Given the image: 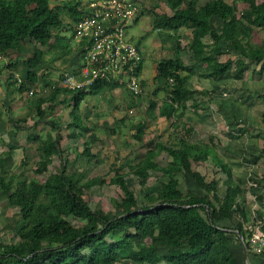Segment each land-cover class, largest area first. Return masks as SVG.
Instances as JSON below:
<instances>
[{
  "label": "trees",
  "instance_id": "obj_1",
  "mask_svg": "<svg viewBox=\"0 0 264 264\" xmlns=\"http://www.w3.org/2000/svg\"><path fill=\"white\" fill-rule=\"evenodd\" d=\"M198 1L166 0L172 14L152 17V29L172 33L168 36V43L174 57L155 65L156 78L162 81L166 96L159 108V116L167 119L178 108L184 111L189 102L195 103L197 109L195 96H207L206 91L188 87L193 73L179 55L181 48L177 33L181 27L191 32L189 49L195 62L204 64L208 70L202 77L221 79L229 73L230 79L239 81L251 66L258 67L254 73L264 76V40L259 43L252 40L255 30L264 32V0H227L230 3L209 0L202 6H198ZM239 4L245 5V9L238 11ZM80 6L78 0L63 1L56 6L51 5V0H0V56L6 57L8 50L17 49L27 40L40 48L23 61L30 71L16 88L20 94L37 83L39 78L35 72L45 62L43 49L50 50L64 31H71L73 35V25L82 17ZM63 15L70 23L64 22ZM215 19L219 21L218 25H215ZM206 37H210V45L204 44ZM223 50L229 58L219 62L218 56ZM6 62L5 71L15 72L18 60ZM184 72L188 75L182 76ZM9 79L7 83L13 85ZM170 79L172 87L168 85ZM115 87L114 83L107 81H97L87 90L74 92L55 86L47 97L36 100L38 122L46 118V112L41 108L43 104L49 102L48 113L53 114L58 96L68 94L72 100L69 127L84 139L80 156L89 162L97 160V155L91 152L97 138L83 124L78 112L86 97ZM159 91L155 90L152 96ZM155 107L156 103L148 100L147 115L151 116ZM49 123L51 129H55V121ZM118 124L119 121L115 122ZM260 124L261 148L257 160L264 164V112ZM146 127L145 121L135 127L137 142L143 143ZM60 141L59 133L55 136L49 134L45 139L29 138V143H38L35 176L46 174L54 156L63 159L60 172L50 174L43 182L35 178L19 180L12 175L0 176V195L8 208L18 210L22 223L16 229L15 242L0 241V264H239L230 244L233 238L239 240L238 237L242 236L240 225L234 220L243 218L237 201L243 191L229 166L216 156L212 148L190 143H180L177 148L164 147L161 151L165 150L171 158L164 167L155 162L159 151L148 149L141 162L125 166L142 189V201L131 188L128 175L119 173L124 167L120 166L114 171L110 184L118 187L122 197L111 201L112 211L104 212L99 208L92 209L84 201V193L105 181L97 177L84 181L82 173L68 174V162L60 151ZM208 159L225 176L222 197L218 194V181L206 182L191 169L192 161ZM22 164L26 166V161L23 160ZM155 172L160 173L166 182H159L153 191L148 189L147 181ZM177 175L182 176L187 187L189 180L196 184L203 195L194 194L189 189L183 192ZM224 221H229L233 229L225 228Z\"/></svg>",
  "mask_w": 264,
  "mask_h": 264
},
{
  "label": "crops",
  "instance_id": "obj_2",
  "mask_svg": "<svg viewBox=\"0 0 264 264\" xmlns=\"http://www.w3.org/2000/svg\"><path fill=\"white\" fill-rule=\"evenodd\" d=\"M54 1L55 0H51L52 3ZM56 1H58V3L55 2L54 6L59 5L60 2L67 0H56ZM68 1H72V0H68ZM78 1H80L81 4L80 7H83L88 1L91 0H78ZM225 1L227 3H230V1L227 0ZM164 4L167 7V9L170 11V15H171L172 11L166 5V0H164ZM204 4H200V0L198 1V6H202ZM140 10L141 8L139 9V14L137 18L133 21L132 25H135L138 22L141 14L142 15L149 14V16L151 15V18L153 17V15H165V14H159L157 12V9L153 11L148 10V12H145V10L143 9L144 12L141 11V14H140ZM214 23L215 25H218L219 21L215 19ZM182 29L183 31H185L184 30L185 27H181L177 33L179 36V40H178L179 42L181 40L180 37L182 34L181 33ZM147 30L152 31V26L148 27L147 25ZM158 32L162 33L163 31H158ZM190 42H191V32H190V41L189 43H187V49L184 50L182 45L180 44L181 49L179 51V55L183 64L186 67H188L190 71L193 73V74L191 73L192 75H190V79L188 81V87L193 90L207 92V96L205 95L203 96L201 95L199 97L195 96V101L196 104L198 105L197 109H195L194 107L195 103L189 102L186 104V109L184 111L178 108L176 112L168 119L159 116V108L161 107L162 102L166 96H165V92L162 89L163 88L162 81L156 78L155 65L161 60L172 59L174 57V52H172L166 58L156 60L157 57L165 56V54L162 53L163 50L161 47V42L159 43L153 42L152 45V52L154 54V58L152 59L151 71L149 73L150 77L142 79L141 74H142L143 58L139 64L137 70V78L141 90L139 94L137 95L133 94L126 87L125 83H121V84H116V87L110 91H104L98 95L92 96L94 100L97 99L99 100L100 97H104V99H108L113 102V106H112L113 110L111 111V115L114 118L113 120L114 123L112 122L114 126L109 127L107 125L101 124L102 120L98 121L97 124L99 126H103L105 128L107 127V129L110 128V130H112L113 128H115V122L119 121V124L116 125V127L119 128V125L121 126L126 125L127 123L125 121L126 117L131 118L130 115L133 114L139 116V118L137 117L139 119L137 120L138 122H136L135 120L134 122L128 123L130 129L132 130V139L134 140V143L138 144V146L142 151L140 154H138L139 157L137 156L138 158L136 157V160H134L133 162H129L130 165H136L139 162H141L144 159L146 151L148 149L150 150L154 149L155 151H159V153L155 157L156 163H157L156 158L163 153L166 154L167 157L169 158L168 160L169 163L171 158L169 157V155L166 153L165 150L161 151V149L164 147L171 146L177 148L180 143H190L201 147L208 146L209 148L211 147L213 148V142H212L213 140L211 136L208 135L207 139H201L199 133H201L202 130L204 132H207L209 130V126L212 125L209 119V114H211V112L209 111L207 106L208 105L210 106L209 102L212 101V99L214 98L213 95H216V93L213 90L207 91V89L201 88L200 86L197 85V83L199 84L200 80H207L212 82L214 81V79L202 77L203 75L208 73V70L206 69L204 64L195 62L192 53L189 49ZM203 42L204 44L210 45L211 43L210 37H206L203 40ZM36 49L39 50L40 48L35 44V42L27 40L23 43H20L17 46V49L8 50L6 57L0 56V176L2 175L4 176L5 174L10 173L13 163L16 162L19 163L21 160H24L25 157L27 158L28 155H31L34 152L36 153L39 159V154L37 152L38 143L28 142L30 137H41L39 131L42 125L38 124L41 122L31 121V119L34 116H36V100L39 97H44V98L47 97V95H49V93L51 92V89L55 86L62 88L61 81L64 74L68 73L77 76L79 72L80 59L79 56H77L74 53L73 48L70 49L69 52L66 50L59 51L58 57L53 59L52 63L50 64L48 63V61L50 60L49 55L51 50L43 49V51L45 52V55L43 56L45 62L43 66L35 72L36 76L39 78L37 83L34 85V87H31L29 90L20 94L18 91H16L15 86H13L10 83L9 84L7 83L8 74L5 71V68H3L4 63H7L6 61L9 60H18L16 71L23 79H25L26 73L30 70L23 63V61L31 58ZM170 49L172 50L171 47ZM157 50L158 52L156 53L155 51ZM222 52L223 53L220 56H218L219 62H224L229 58L225 50H223ZM220 57L223 58L226 57V59L224 61H221L219 59ZM247 71H249V69L245 71L244 75L246 74ZM181 75L186 76L188 75V73L184 72ZM197 75L199 76L197 77ZM51 77L53 79H49ZM41 78H43L44 80ZM49 82H52V84L50 85ZM157 89H159L160 91L155 97H153L152 93ZM31 90L34 91L33 95L28 94V92ZM145 97L148 98L149 100L150 99L153 100L156 103L154 112L150 114L151 116H149V114L147 115L146 113L147 109L145 110V108L143 107V103H145L144 100L146 99ZM201 98L203 99L204 102L201 101ZM89 103H90L89 101L84 99L81 104L82 107H86V105H89ZM67 104L68 105L70 104L72 108V100L69 99V95L60 94L55 102V110L53 115L51 113H48L49 102L43 104L41 108L46 112L45 120L50 121L51 119H54L52 117L57 115L56 113L57 108L65 107ZM147 107H148V102H147ZM231 107L233 108V110L239 109L237 104H234V106L233 105L230 106V110ZM123 108L126 109L125 113L123 111L124 110ZM221 109L222 108H220L219 110ZM215 112L217 114L216 110ZM263 112L264 109L262 111L260 121L262 119ZM91 115L97 116L98 113L95 111L91 113ZM69 116H70V112H69ZM141 116L144 117L141 118ZM239 118L240 116L235 119L238 120ZM143 121L147 123V127L142 137L143 143H139L134 138L135 127ZM228 121L230 120L228 119ZM33 122L37 125L32 127L31 125ZM224 124L227 130H230L234 127L233 125H231V123L224 122ZM70 129L71 130H69L70 134L68 135V137L76 139L78 137L77 134L78 132L75 131L73 128ZM146 130H148V135L146 134ZM72 131H75V134H73ZM91 131L97 138V142L92 145L93 147L98 144L100 139L94 133L95 130L93 131L91 129ZM258 131L260 133L250 136L251 141L247 142L249 144L245 145L244 149H242V146L239 145L240 146L239 151L241 152V154L236 158V160L231 159L230 156L229 158L226 156L223 158L222 156H220V154L218 153L216 154V156L219 159H221L224 163H226L229 166L233 178L240 182L243 191L242 196L237 200L238 205L241 207L243 211V218H239V219L236 218V220L234 221L239 223L240 225V231L242 233V237L244 238L243 239L244 244L241 243V241L236 238H233V241L230 244V246L234 250L235 257L239 264H264V255L256 254L250 248L251 235L254 232L264 230V164L262 160L260 161L257 160V158L260 155V148H261L260 145L261 142L259 143L258 139L260 138L262 133L261 130ZM83 144H84V139H83ZM229 145L230 142L224 145L223 148L225 150L227 149L228 151ZM253 146L257 147V149ZM92 147H91V152H92ZM78 152H79L78 156L80 158L81 157L80 154L82 150H78ZM207 162L211 163L212 166L215 167L211 159H208ZM191 169H192V165H191ZM215 169L218 170V172H220L217 167H215ZM192 171L197 172L194 171L193 169ZM178 176L181 175H177L176 179L178 178ZM212 180H216L218 182L220 181L221 184L223 185L225 192V186L223 184L225 180V176L220 180L219 179H212ZM182 183L185 186V183L183 181ZM187 184L188 187L185 186L186 187L185 189H189L194 194L203 195L204 192L198 189L196 184L190 182V180L187 182ZM158 186H159V182L157 183L156 187ZM218 187H219V183H218ZM156 189H154L153 191H155ZM0 199H1V195H0ZM2 201H5V199L3 198ZM3 204H5L6 209H8L7 203L4 202ZM222 225H224L225 228H228L230 230L233 229L232 228L233 226L229 221H224ZM161 263L166 264L163 262ZM129 264H137V263H129Z\"/></svg>",
  "mask_w": 264,
  "mask_h": 264
},
{
  "label": "rangeland",
  "instance_id": "obj_3",
  "mask_svg": "<svg viewBox=\"0 0 264 264\" xmlns=\"http://www.w3.org/2000/svg\"><path fill=\"white\" fill-rule=\"evenodd\" d=\"M135 1L137 2L139 9L141 8L140 14L143 9L145 12H148V10L153 11L157 9L159 14L170 15V11L165 6L164 0ZM206 1L208 0H200V4H204ZM55 2L58 3V1L55 0L53 3L51 2V4L54 6ZM244 9L245 5H238V11H242ZM62 17L64 22L70 23V20L65 18L64 15ZM150 18L151 15L149 16V14H141L138 22L135 25H132L131 23L128 24L125 31L126 38L128 39L129 43L138 47L141 57L143 58L141 74L142 79L150 77L149 73L151 71L152 59L154 58V54L152 52L153 42H161V47L163 50L162 53L165 54V56L157 57L156 60L166 58L168 55H170V53L173 52V49H170L168 43V36L172 33L169 31H163L162 33H159L154 29H152V31H148L147 25L148 27L152 26V18ZM184 30L185 31H183V29L181 30L182 34L179 43L182 45L183 49L186 50L187 43L190 41V31L186 28ZM252 40L253 43H259L260 41H263L264 32L255 30L254 34L252 35ZM164 41H167V43ZM75 45L76 44L72 37L71 31L67 30L64 31V33L62 32L60 34V39H58L53 44V46L50 47L51 52L48 63H52V60L58 57L59 51H63V49L65 51L66 49V51L69 52L70 49L75 47ZM155 52L157 53L158 50ZM219 59L224 61L226 57H220ZM257 71L258 67L251 66L249 71H247L244 75L243 79L239 81L230 79L228 77L229 73H227L225 77L221 78L222 80L220 78L214 79L212 82L200 80L199 84L197 83V85L201 88L207 89V91L213 90L216 93V95H213V102H209L210 106H207L211 112V114H209V119L212 125L209 126V130L207 132L202 130V132L199 133V136H201V139H207L208 135L211 136L213 140V148L211 147L213 152L215 154H220V156L223 158L225 156L229 158L230 156L231 159L236 160V158L241 154L239 151L240 146H242V149H244V146L249 144L247 142L251 141L250 136L260 133L258 130H261L262 132V129H260V117L264 109V76H258L256 73H254ZM198 76L199 75H197V77ZM52 77L49 79H53ZM49 83L50 85L52 84V82ZM85 100L89 101L90 103L89 105H86V107H82V104L80 105L78 116L81 118L84 125H87L93 131L95 130L94 133L100 139L98 144L92 147V152L97 154V160L89 162L85 158H79L78 150H83V138L81 136H78L76 139L68 137L70 134L69 130H71L69 129V126L72 122L71 117L69 116V112L72 110L70 104H67L62 108L59 106L60 108H57L56 110L57 115L52 117L54 119H51L50 121H46L44 119L43 121H40L41 123H38L42 125L39 131L41 134L40 136L42 138H46L48 133L52 136H55L57 133L60 134L61 141L59 147L61 153L63 154V158L68 162L66 165L68 174L82 173L84 181L95 177L105 181L103 185L95 186L84 193V201L87 202L92 209L99 208L104 212L112 211L113 208L111 201L119 200L122 197V193L118 187L110 184V179L114 176V171H116V169H118L120 166L124 167L119 171V173L128 175L127 178L131 188L135 191L138 200L142 201V196H140V191L142 189L138 185L137 179L132 177L131 173L128 172L125 167L130 165L129 162L136 160L138 154L142 152L138 144L134 143V140L132 139V130L128 124L129 122L131 123L135 120L138 122L137 120H139V116L135 114L130 115L131 118H125V121L127 122L125 126L119 125V128H117L115 125V128L110 130V128L107 129V127L105 128L103 126H99L97 123L99 120H102L101 124L107 125L109 127L114 126V118L111 115V111L113 110V102L108 99H104V97H100L99 100H94L92 96L86 97ZM148 100L149 99L146 98L144 100L145 103H143L145 110L147 109ZM201 101H203L202 98ZM234 104H237L239 109L233 110L231 107L230 110V106H234ZM218 108L222 109L219 110ZM94 110L98 113L97 116L91 115V113L95 112ZM215 110L217 111V114ZM123 111L125 113L126 109ZM239 116L240 118L238 120L235 119ZM143 117L144 116H141V118ZM228 119L230 121H228ZM105 120H108L109 122ZM31 121L37 122V115L34 116ZM51 121H55V129H51V125L49 123ZM224 122L231 123V125L234 127L230 130H227ZM36 125L37 124L33 122L31 126L33 127ZM146 134L148 135V130H146ZM258 140L260 143L261 139L259 138ZM228 142H230V145L227 151V149L225 150L223 146L228 144ZM255 148L257 149V147ZM28 157H25L24 159L26 161V166L22 164L23 160H21L19 163H13L10 173L6 175L16 176L19 180L35 178L38 181L43 182L50 174L60 172L61 163L63 162V159L54 156L52 158L51 165L47 167L46 174L35 176L33 174V170L35 169L39 159L35 152L31 155H28ZM168 160L169 158L164 153L160 154V156L156 158L158 165L161 167H164L168 163ZM191 165L192 169L199 172L208 182L212 179L220 180L224 177L223 174L218 172V170H216L215 167H213L212 164L207 161L192 162ZM160 176L161 175L158 172L151 173L147 182L148 189L154 190L157 188L156 186L158 182H166V179L163 180V178ZM177 179L184 192L186 190L184 188L186 187L182 183V176H178ZM223 193L224 188L219 181L218 194L222 197ZM3 198L4 197L1 196L0 199V241L3 243H12L17 240L15 232L16 229L22 225V223L18 214V210L16 208L6 209L5 204H3L5 201H2Z\"/></svg>",
  "mask_w": 264,
  "mask_h": 264
},
{
  "label": "built area",
  "instance_id": "obj_4",
  "mask_svg": "<svg viewBox=\"0 0 264 264\" xmlns=\"http://www.w3.org/2000/svg\"><path fill=\"white\" fill-rule=\"evenodd\" d=\"M82 17L73 25L74 53L79 56L77 76L64 74L61 86L68 91L87 90L97 81L125 83L135 95L141 92L137 70L142 60L138 47L129 43L126 28L139 14L137 2L132 0H91L81 7ZM7 72V71H6ZM16 88L23 78L7 72ZM172 87V79L168 80ZM34 91L28 92L33 95ZM170 97V94L168 95ZM239 236V235H238ZM244 244L243 237H238ZM250 248L264 255V230L250 237Z\"/></svg>",
  "mask_w": 264,
  "mask_h": 264
}]
</instances>
